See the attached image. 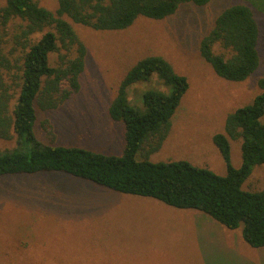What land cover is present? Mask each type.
<instances>
[{
    "label": "rangeland",
    "instance_id": "374dc122",
    "mask_svg": "<svg viewBox=\"0 0 264 264\" xmlns=\"http://www.w3.org/2000/svg\"><path fill=\"white\" fill-rule=\"evenodd\" d=\"M38 1L51 11L57 7V0ZM253 1L258 7L250 0L186 4L163 20L139 18L120 31L74 25L86 48L80 89L56 110L36 107L34 136L41 144L120 155L124 124L109 118L108 107L127 70L141 58L159 55L186 77L188 89L167 138L146 158L185 160L225 175L212 137L224 133L226 116L250 103L264 78V0ZM233 4L250 7L259 30L260 64L243 82L219 78L198 52L216 16ZM154 90L169 92L156 74L134 85L128 100L143 111V93ZM31 149L21 139H0V152L28 155ZM137 157L144 158L141 152ZM230 162L241 165L240 139L230 141ZM242 188L264 189V164L253 167ZM192 220H202V226ZM241 228L229 230L200 211L178 210L64 173L0 176V264H264V247L248 246Z\"/></svg>",
    "mask_w": 264,
    "mask_h": 264
},
{
    "label": "trees",
    "instance_id": "16d2710c",
    "mask_svg": "<svg viewBox=\"0 0 264 264\" xmlns=\"http://www.w3.org/2000/svg\"><path fill=\"white\" fill-rule=\"evenodd\" d=\"M209 2L57 0L51 11L38 0H5L0 6V139H21L32 149L28 155L16 150L0 152V176L64 173L121 194L200 211L229 230L242 226L241 237L248 246L264 247V189L242 188L253 167L264 164V78L258 80L260 90L251 102L226 116L224 133L212 137L226 165L225 175L185 160L152 162L146 158L167 138L172 117L188 89L186 77L159 55L141 58L127 70L108 107L109 118L124 124L120 155L41 144L33 133L36 107L56 110L80 89L86 48L74 25L120 31L139 18L159 21L183 5L202 7ZM258 36L251 8L233 4L216 16L199 40L198 52L219 78L243 82L260 64ZM153 74L169 92L146 91L141 97L143 111H139L128 100L131 88ZM237 139L241 140V165L235 168L230 162V141ZM140 152L142 159L137 157Z\"/></svg>",
    "mask_w": 264,
    "mask_h": 264
},
{
    "label": "crops",
    "instance_id": "0c3cea01",
    "mask_svg": "<svg viewBox=\"0 0 264 264\" xmlns=\"http://www.w3.org/2000/svg\"><path fill=\"white\" fill-rule=\"evenodd\" d=\"M173 208V207H172ZM178 210H180V209H178ZM182 210V209H181ZM182 211H188V210H182ZM192 222L193 223H195L196 225H198V226H202V220H192Z\"/></svg>",
    "mask_w": 264,
    "mask_h": 264
}]
</instances>
